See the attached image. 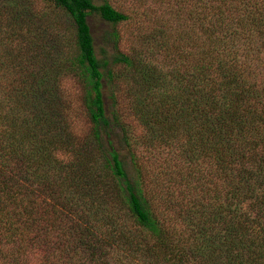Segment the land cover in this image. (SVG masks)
Listing matches in <instances>:
<instances>
[{
    "label": "trees",
    "instance_id": "trees-1",
    "mask_svg": "<svg viewBox=\"0 0 264 264\" xmlns=\"http://www.w3.org/2000/svg\"><path fill=\"white\" fill-rule=\"evenodd\" d=\"M162 1L108 60L107 0H0V264H264V0Z\"/></svg>",
    "mask_w": 264,
    "mask_h": 264
},
{
    "label": "rangeland",
    "instance_id": "rangeland-1",
    "mask_svg": "<svg viewBox=\"0 0 264 264\" xmlns=\"http://www.w3.org/2000/svg\"><path fill=\"white\" fill-rule=\"evenodd\" d=\"M94 4H99L101 0H92ZM115 9L122 11L130 16L125 22L118 24H110L101 21L97 16L91 15L88 17V25L93 38L94 50L98 59H108L116 53V51L129 54L130 50L138 45V37L142 34H149L152 28L158 30L159 22L171 24V16L169 12V5L160 0H107ZM162 2V3H161ZM156 20V21H155ZM67 27L64 22L60 24V30L65 33ZM166 33V31H165ZM114 35L117 36L115 40ZM143 53L152 61L161 63V58L156 60V53L151 51L150 44H146L143 48ZM131 55V54H130ZM115 75L118 77L114 79L113 83L105 84L103 87V94L106 97L110 95L112 89L123 98H128L132 94L129 84L132 79L129 73H124L120 65L112 67ZM64 90L74 98V102L78 107V100L81 94L80 86L76 85L75 81L68 78L63 83ZM120 90H119V89ZM119 90V91H118ZM109 105V101L106 100ZM76 107V108H77ZM129 173V169H127ZM55 240V239H54ZM53 240V241H54ZM53 243V242H52ZM43 253L36 259L27 258V264L39 263L42 260ZM44 263V262H43Z\"/></svg>",
    "mask_w": 264,
    "mask_h": 264
}]
</instances>
